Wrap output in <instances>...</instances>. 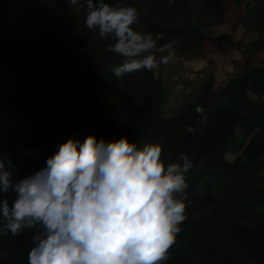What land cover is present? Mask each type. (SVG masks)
I'll list each match as a JSON object with an SVG mask.
<instances>
[{
	"label": "trees",
	"instance_id": "obj_1",
	"mask_svg": "<svg viewBox=\"0 0 264 264\" xmlns=\"http://www.w3.org/2000/svg\"><path fill=\"white\" fill-rule=\"evenodd\" d=\"M224 1L119 0L137 8L136 30L163 33L158 46L174 50L186 40L201 48L205 38L198 23L175 17L178 9L202 5L213 17ZM232 3L246 30L264 29V0ZM85 15L67 0H0V150L22 174L43 167L68 138L89 134L159 143L165 165L185 153L186 219L162 264H264V63L244 68L232 89L204 78L165 118L161 75L141 69L117 78L112 68L123 58L105 52L113 39L88 29ZM213 39L220 51L237 48L227 36ZM30 247L28 230L0 240V264H27Z\"/></svg>",
	"mask_w": 264,
	"mask_h": 264
},
{
	"label": "clouds",
	"instance_id": "obj_2",
	"mask_svg": "<svg viewBox=\"0 0 264 264\" xmlns=\"http://www.w3.org/2000/svg\"><path fill=\"white\" fill-rule=\"evenodd\" d=\"M67 2L84 10L88 29L113 39L105 52L123 58L112 68L117 78L171 59V45L157 44L163 33L133 27L136 7ZM165 51L158 61L155 52ZM161 152L159 143L89 134L68 138L43 167L22 174L12 154L0 150V240L28 230L27 264H162L186 219L185 174L192 164L181 153L165 165Z\"/></svg>",
	"mask_w": 264,
	"mask_h": 264
},
{
	"label": "rangeland",
	"instance_id": "obj_3",
	"mask_svg": "<svg viewBox=\"0 0 264 264\" xmlns=\"http://www.w3.org/2000/svg\"><path fill=\"white\" fill-rule=\"evenodd\" d=\"M238 12L232 0H225L213 17L206 15V7L202 5L176 11L175 17L185 23H198L205 38L198 49L186 40L180 50L171 49L173 55L167 63H158L154 68L161 75L167 91L166 100L160 109L165 118L178 114L186 104L188 94L194 93L204 78L212 75L215 89H232L244 68L264 63V46L258 48L252 44L255 40L264 39V29L246 30L239 23ZM220 36H227L237 48L227 51L217 49L213 38ZM166 54V51L155 52L158 61ZM230 154H227V160L230 165H234L236 153Z\"/></svg>",
	"mask_w": 264,
	"mask_h": 264
}]
</instances>
